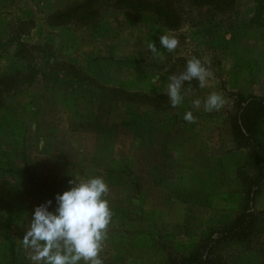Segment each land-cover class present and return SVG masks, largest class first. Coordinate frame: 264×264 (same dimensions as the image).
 I'll return each mask as SVG.
<instances>
[{"label":"rangeland","instance_id":"rangeland-1","mask_svg":"<svg viewBox=\"0 0 264 264\" xmlns=\"http://www.w3.org/2000/svg\"><path fill=\"white\" fill-rule=\"evenodd\" d=\"M79 1L0 0V40L14 32L27 44H45L51 59L77 63L93 79L75 89L40 75L5 96L0 109V225H10L16 252L9 257L0 250V264H33L22 239L39 204L8 171L22 169L25 154L42 180L61 193L74 178H104L113 212L100 253L104 264H161L169 255L190 252L207 230L232 221L244 204L254 169L245 166L247 149L237 147L230 133V94L264 96V0H237L225 12L184 1L176 27L152 12L98 0L96 14L86 22L48 25L51 12ZM166 33L179 39L174 52L160 44ZM152 41L161 55L148 49ZM34 57L43 68L46 52L38 49ZM192 57L213 75L204 88L195 79L186 81L183 102L172 107L168 77L183 72ZM7 58L0 52V71L9 64ZM97 84L159 99L119 103L107 114L90 100ZM212 92L222 96L223 106L205 111L204 99ZM197 98L199 109L192 104ZM187 111L195 123L183 119ZM123 117L135 121L131 128L139 121L142 136L112 127ZM96 121L107 127L96 129ZM255 209L264 221V185ZM223 254L237 264H260L264 232L259 243L228 246Z\"/></svg>","mask_w":264,"mask_h":264},{"label":"trees","instance_id":"trees-1","mask_svg":"<svg viewBox=\"0 0 264 264\" xmlns=\"http://www.w3.org/2000/svg\"><path fill=\"white\" fill-rule=\"evenodd\" d=\"M96 1L82 0L67 5L63 10H56L47 16L48 25H62L74 20L86 22L88 18L96 14ZM190 2L193 5H207L211 8L225 12L234 7L237 0H115L118 5H126L134 11H149L165 21L168 26H177L181 20L182 2ZM46 52L45 66L40 69L34 57L36 50ZM46 50V51H44ZM0 52L8 55V65L0 71V109L4 106L5 96L34 82L36 77L81 88L93 79L82 70L77 63L57 60L51 57V49L43 44H27L19 39L14 32L7 40H0ZM91 101L97 107L110 113L113 105L130 102L142 105L144 103H156L158 96H150L144 92L128 91L121 87L97 84L96 90H91ZM231 111L229 112L230 133L237 147L247 149L245 166L253 168L254 174L247 178L244 204L237 215L229 223L217 228L207 230L203 238L187 254L169 255L161 264H237L223 254L225 248L236 244L259 243L264 232V221L260 220L262 213L255 209L256 199L264 185V96L231 93ZM130 118L123 117L120 123H114L112 127L122 126L142 136L141 124ZM95 128L103 130L107 122H95ZM24 167L20 170H8L17 181L24 194L30 196L36 203L44 204L52 201L49 211L56 208L55 196L61 193L59 188L51 183L43 181L40 170L25 154ZM6 171V172H8ZM1 223V221H0ZM3 224V222H2ZM1 231L0 250L8 252L9 257H14L16 252L15 240L10 234V225L5 223ZM260 264H264L261 261Z\"/></svg>","mask_w":264,"mask_h":264},{"label":"clouds","instance_id":"clouds-1","mask_svg":"<svg viewBox=\"0 0 264 264\" xmlns=\"http://www.w3.org/2000/svg\"><path fill=\"white\" fill-rule=\"evenodd\" d=\"M160 44L168 52H174L179 39L174 34L160 35ZM150 52L161 55L156 44H148ZM210 64V61H206ZM213 73L201 59L192 57L179 74L168 77L167 95L172 107L183 102L181 89L184 83L197 80L199 87L208 85ZM223 98L216 92L204 99V110H219ZM199 109L200 99L192 101ZM183 119L195 123L192 111L184 113ZM71 187L55 196V211H49L48 200L35 207L27 230L22 239V247L28 251V259L33 264H104L100 253L108 236V228L113 212L108 199L109 186L101 176L72 179Z\"/></svg>","mask_w":264,"mask_h":264}]
</instances>
